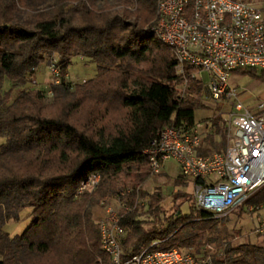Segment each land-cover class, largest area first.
Returning a JSON list of instances; mask_svg holds the SVG:
<instances>
[{
	"label": "trees",
	"instance_id": "16d2710c",
	"mask_svg": "<svg viewBox=\"0 0 264 264\" xmlns=\"http://www.w3.org/2000/svg\"><path fill=\"white\" fill-rule=\"evenodd\" d=\"M47 1L0 0V264H109L93 208L120 190H129L117 197L126 257L160 240V249L223 247L214 264H264V246L224 241L223 216L197 209L194 199L190 212L177 203L154 227L138 217V194L154 213L164 199L136 189L151 175L144 150L165 126L194 124L203 94L190 67L179 93L183 79L175 57L151 29L156 0H117L124 13L110 10L111 0ZM75 56L94 62L96 71L71 85L66 75ZM47 63L60 78L50 86L51 99L27 86ZM233 72L264 80V71L253 68ZM219 120L213 118L205 133L203 154L227 146V140L215 141ZM91 174L100 176L98 185L79 192ZM186 182L180 174L174 179L175 185ZM185 196L174 192V200ZM246 202L264 205V183ZM26 208L29 225L10 235L5 224L18 221Z\"/></svg>",
	"mask_w": 264,
	"mask_h": 264
},
{
	"label": "built area",
	"instance_id": "2783aa9c",
	"mask_svg": "<svg viewBox=\"0 0 264 264\" xmlns=\"http://www.w3.org/2000/svg\"><path fill=\"white\" fill-rule=\"evenodd\" d=\"M154 34L172 51L175 72L183 82L177 85L184 94L185 67L190 76L202 82L205 98L224 100L232 106L227 119V146L223 151L201 152L205 133L212 121L190 126L167 125L155 136L144 154L151 175L159 174L166 161H176L179 174L193 181L197 209L215 217H225L235 208L258 213L255 232L264 234V205L247 203L250 194L264 183V102L256 112L244 105L230 73L236 69L264 71V18L261 9L247 0H156ZM58 77V69L50 64ZM100 176L91 174L79 192L98 185ZM129 190H120L117 197ZM99 220L100 244L109 264H214L223 247L206 243L200 252L160 249V240L126 257L120 239L124 229L119 211L107 206ZM124 257V259H123Z\"/></svg>",
	"mask_w": 264,
	"mask_h": 264
},
{
	"label": "rangeland",
	"instance_id": "374dc122",
	"mask_svg": "<svg viewBox=\"0 0 264 264\" xmlns=\"http://www.w3.org/2000/svg\"><path fill=\"white\" fill-rule=\"evenodd\" d=\"M43 1V4L49 3L47 0ZM249 1L257 3L260 6L264 5V0ZM109 4L111 11L124 13V11H122L124 7L122 3L117 2V0H111ZM134 9L129 8L130 11H133ZM128 17L133 19V15L131 14H128ZM95 71L96 65L94 62L84 57L75 56L71 59V64L67 70L66 80L71 85H74L94 77ZM30 79L31 83L27 84L28 87L43 90L48 99H51L50 86L53 82H57L60 78L54 75L51 71L50 64L47 63L41 64L33 72ZM228 82L230 85L236 86L239 91L241 101L250 111L256 112L258 109V103L264 102V80L259 79L257 76L249 73L231 72ZM201 101V108L196 109L194 113L195 122L212 121L213 118L219 117L221 133L215 137V141L218 144H220L223 140L226 141L227 119L229 113L232 111V106H230L227 101L222 99L214 102L209 98H205L204 95L201 96ZM1 142L2 141L0 140V143ZM178 175V165L175 160L170 159L164 163L163 169L159 174L150 175L141 187L136 188L139 189V191L144 190L149 193L160 192L164 196V199L160 202V209L158 213L148 210V206L150 204L149 199L141 198L140 194L136 197L135 204L142 211L138 217L144 221V225L147 228L154 227L159 224L165 216L169 215L174 209H176L177 203H180L182 213L190 212V200L193 201L194 199L193 181L191 179H187L186 184L175 185L174 179ZM125 189L131 190L130 187ZM177 189L186 193L185 198L183 197L174 200V192ZM112 196L113 197L107 198L100 205L93 208V215L96 221H99L104 217L106 213L105 208L107 206L113 207L118 211L120 210V207L123 206L122 202L115 197V194ZM30 210V208L24 209L20 213L18 221H9L6 223L4 226L5 230L10 235L22 233L31 221V217L28 216ZM257 220V212H247L243 207L235 208L230 214L222 217V224H220L219 227H221L223 240L231 245H237L245 242L264 245V238L262 237V234L254 231Z\"/></svg>",
	"mask_w": 264,
	"mask_h": 264
},
{
	"label": "crops",
	"instance_id": "0c3cea01",
	"mask_svg": "<svg viewBox=\"0 0 264 264\" xmlns=\"http://www.w3.org/2000/svg\"><path fill=\"white\" fill-rule=\"evenodd\" d=\"M249 1V0H248ZM255 5H257L260 9H261V11H262V15H263V18H264V5L263 6H260V5H258L257 3H254ZM255 231V230H254ZM257 233V232H256ZM262 237L264 238V234H262ZM262 246H264V245H262Z\"/></svg>",
	"mask_w": 264,
	"mask_h": 264
}]
</instances>
